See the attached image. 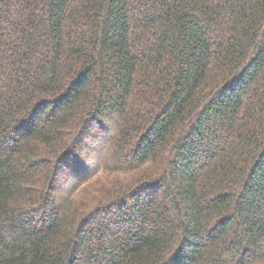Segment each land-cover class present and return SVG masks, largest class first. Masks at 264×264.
Here are the masks:
<instances>
[{"label":"trees","instance_id":"obj_1","mask_svg":"<svg viewBox=\"0 0 264 264\" xmlns=\"http://www.w3.org/2000/svg\"><path fill=\"white\" fill-rule=\"evenodd\" d=\"M242 257L264 264V0H0V264Z\"/></svg>","mask_w":264,"mask_h":264},{"label":"snow or ice","instance_id":"obj_2","mask_svg":"<svg viewBox=\"0 0 264 264\" xmlns=\"http://www.w3.org/2000/svg\"><path fill=\"white\" fill-rule=\"evenodd\" d=\"M82 161L77 160L71 156L70 153L65 154L63 158L57 161V172L67 178L70 176L76 167L81 164ZM246 258H241L240 264H245Z\"/></svg>","mask_w":264,"mask_h":264},{"label":"rangeland","instance_id":"obj_3","mask_svg":"<svg viewBox=\"0 0 264 264\" xmlns=\"http://www.w3.org/2000/svg\"><path fill=\"white\" fill-rule=\"evenodd\" d=\"M100 145V144H99Z\"/></svg>","mask_w":264,"mask_h":264}]
</instances>
